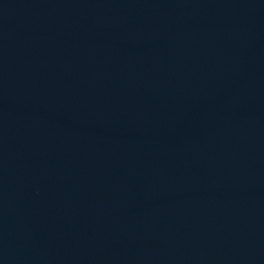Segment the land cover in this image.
<instances>
[{
	"label": "water",
	"instance_id": "water-1",
	"mask_svg": "<svg viewBox=\"0 0 264 264\" xmlns=\"http://www.w3.org/2000/svg\"><path fill=\"white\" fill-rule=\"evenodd\" d=\"M0 264H264V0H0Z\"/></svg>",
	"mask_w": 264,
	"mask_h": 264
}]
</instances>
